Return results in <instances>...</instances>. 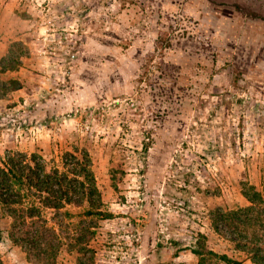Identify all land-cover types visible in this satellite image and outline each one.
<instances>
[{
	"label": "rangeland",
	"instance_id": "obj_1",
	"mask_svg": "<svg viewBox=\"0 0 264 264\" xmlns=\"http://www.w3.org/2000/svg\"><path fill=\"white\" fill-rule=\"evenodd\" d=\"M234 4L264 17V0H0V57L26 51L0 74L22 85L0 102V160L62 169L86 149L106 215L43 208L52 264H250L212 228L242 183L264 193V21ZM8 224L3 264H34Z\"/></svg>",
	"mask_w": 264,
	"mask_h": 264
},
{
	"label": "trees",
	"instance_id": "obj_2",
	"mask_svg": "<svg viewBox=\"0 0 264 264\" xmlns=\"http://www.w3.org/2000/svg\"><path fill=\"white\" fill-rule=\"evenodd\" d=\"M232 7L241 16L264 21V17L245 7L237 4ZM16 44L20 45H8L6 53L0 57V74L14 71L20 65V57L26 51L21 45V53L16 54L13 50ZM21 86L18 79H0V98ZM61 162L62 169L48 167L40 155L19 151L7 153L0 160L1 216L9 220V239L19 245L27 260L34 264H52L58 251L56 232L48 228L41 217L43 208L60 210L65 205L87 204L86 214L106 216L100 210L101 197L86 149L64 151ZM241 191L247 204L216 211L212 228L218 234L227 229L234 250L244 253L250 264H264V193L248 182L242 183ZM207 252L226 264H244L225 254ZM0 264H3L1 257Z\"/></svg>",
	"mask_w": 264,
	"mask_h": 264
},
{
	"label": "crops",
	"instance_id": "obj_3",
	"mask_svg": "<svg viewBox=\"0 0 264 264\" xmlns=\"http://www.w3.org/2000/svg\"><path fill=\"white\" fill-rule=\"evenodd\" d=\"M5 100H6L5 98H0V102L5 101Z\"/></svg>",
	"mask_w": 264,
	"mask_h": 264
}]
</instances>
